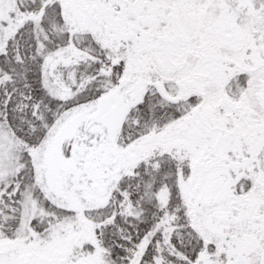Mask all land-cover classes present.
Listing matches in <instances>:
<instances>
[{"label":"snow or ice","instance_id":"obj_1","mask_svg":"<svg viewBox=\"0 0 264 264\" xmlns=\"http://www.w3.org/2000/svg\"><path fill=\"white\" fill-rule=\"evenodd\" d=\"M0 264H264V0H0Z\"/></svg>","mask_w":264,"mask_h":264}]
</instances>
